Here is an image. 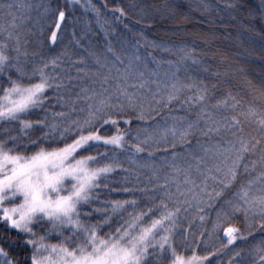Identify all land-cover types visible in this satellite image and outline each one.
<instances>
[{"label":"snow or ice","instance_id":"6c2138e0","mask_svg":"<svg viewBox=\"0 0 264 264\" xmlns=\"http://www.w3.org/2000/svg\"><path fill=\"white\" fill-rule=\"evenodd\" d=\"M78 4L35 5L49 21L50 45ZM33 7L0 0V264H264V107L245 108L232 92L217 98L216 85L190 75L184 66L204 61L195 48H179L177 61L149 54L146 78L140 40L174 48L143 32L130 59L110 43L111 60L90 53L94 69L67 52L43 58L29 51L23 13ZM81 7L107 37L111 22L91 0ZM113 14L126 19L122 8ZM248 16L259 17L264 42V0ZM245 83L264 100V79ZM224 111L234 114L216 119ZM244 122L261 137H245ZM212 237L221 240L215 249ZM250 238L247 252L239 248Z\"/></svg>","mask_w":264,"mask_h":264},{"label":"trees","instance_id":"16d2710c","mask_svg":"<svg viewBox=\"0 0 264 264\" xmlns=\"http://www.w3.org/2000/svg\"><path fill=\"white\" fill-rule=\"evenodd\" d=\"M22 2L34 5L30 13H23L31 16V21L27 24V28L33 33L29 51H36L43 58L67 52L73 60L83 58L87 67L94 69V56L90 53L102 58L107 56L111 60V54L106 51L110 43L117 54L126 51V59H130L135 51L132 44L140 40L137 34L143 32L149 40L162 41L174 48L173 53H164L144 47V41L140 40L139 55L142 57L140 69L145 72L146 78L154 68L151 63L147 68L143 65V59L149 54L156 59L177 61L179 48H195L197 55L204 56V61L200 65H185L190 75L204 80L210 89L212 85H216L214 92L217 98L232 92L242 100L245 108L251 102H254L257 108L264 107V100L256 99L245 83L251 80L253 84L259 85L264 79V59H262L264 57L262 43L264 42L256 35L262 25L259 17L251 20L248 16V12L257 8L261 0H91L92 5L101 12V21L111 22L110 27L105 25V28H108L107 37L96 23L95 14L86 7H81L85 5L86 0H80V4L66 9L70 14L62 31L58 34L55 46L50 45L48 40L49 21L41 19L43 9L35 7L43 0H22ZM59 2L64 5L66 0H59ZM205 3L210 5L207 11L204 9ZM228 3H242L244 7L240 10L231 9L226 7ZM176 5H179V8ZM148 6H151L150 11ZM116 8L124 9L126 19L116 20L113 14ZM233 16L236 17L235 20L232 19ZM2 20L3 17L0 14V22ZM125 24L128 25L127 29L124 27ZM41 31L43 35L37 38ZM205 68L208 69L207 72L203 71ZM241 69H243L242 72ZM71 71L75 73V69ZM159 71L167 72L169 66L162 64ZM217 72L221 75H214ZM233 114L230 111L218 112L216 119ZM83 115L84 113H77L73 118L77 116L82 118ZM165 117L167 118L166 113ZM244 135L260 138L262 134L254 124L244 122ZM215 141L216 138H212L202 142L215 143ZM160 159L162 157L158 155V164ZM125 166H128L126 162ZM212 215L214 216L215 213ZM233 223L239 224V221ZM222 235L221 232L220 236ZM258 239L259 235L256 237V240ZM256 240L250 238L248 241L238 242L239 248L247 252ZM51 242L56 243V240L52 239ZM207 243L211 249H215L221 244V240L218 237H212ZM227 259V256L223 257V260ZM214 264H220V262L214 261Z\"/></svg>","mask_w":264,"mask_h":264}]
</instances>
